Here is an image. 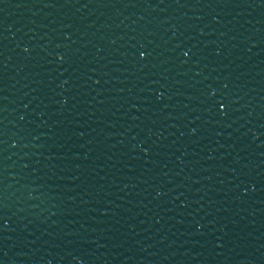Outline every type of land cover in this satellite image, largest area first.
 Masks as SVG:
<instances>
[{
  "label": "water",
  "instance_id": "water-1",
  "mask_svg": "<svg viewBox=\"0 0 264 264\" xmlns=\"http://www.w3.org/2000/svg\"><path fill=\"white\" fill-rule=\"evenodd\" d=\"M0 264H264V0H0Z\"/></svg>",
  "mask_w": 264,
  "mask_h": 264
}]
</instances>
